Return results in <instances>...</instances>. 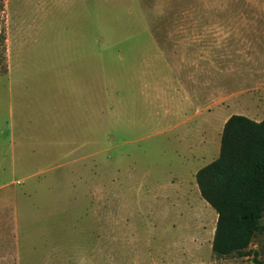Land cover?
<instances>
[{
    "label": "rangeland",
    "instance_id": "1",
    "mask_svg": "<svg viewBox=\"0 0 264 264\" xmlns=\"http://www.w3.org/2000/svg\"><path fill=\"white\" fill-rule=\"evenodd\" d=\"M3 17L0 264H264V229L248 255L213 252L217 213L189 175L230 115L264 119V0H5ZM90 56L92 84L68 82ZM9 71L37 81L22 109ZM184 124L209 130L188 165Z\"/></svg>",
    "mask_w": 264,
    "mask_h": 264
},
{
    "label": "trees",
    "instance_id": "2",
    "mask_svg": "<svg viewBox=\"0 0 264 264\" xmlns=\"http://www.w3.org/2000/svg\"><path fill=\"white\" fill-rule=\"evenodd\" d=\"M4 3L0 0V75L8 71ZM195 179L201 197L217 213L213 252L248 255L255 234L264 229V119L230 115L222 127L218 156L201 167Z\"/></svg>",
    "mask_w": 264,
    "mask_h": 264
},
{
    "label": "crops",
    "instance_id": "3",
    "mask_svg": "<svg viewBox=\"0 0 264 264\" xmlns=\"http://www.w3.org/2000/svg\"><path fill=\"white\" fill-rule=\"evenodd\" d=\"M79 66H81V65H79ZM85 69H86V72L82 73V75H81L80 71L77 73L71 74L68 78V80H70V81H68V82H71L73 80L72 82H75L76 84H78V86L83 85V84L91 85L92 81L94 80V77H93L94 65L92 63L91 56L89 57V59L85 60ZM10 75H11V71H9V77H10ZM9 82H10V96H11L12 103H16V106L22 109L24 103L27 100H29V97H30L29 93L32 90L31 89L32 84L36 85L37 81L30 80V79H24V78L14 79L11 76L9 78ZM39 82H41V83L43 82L42 87H44V86L49 87L50 82L52 84H54V82L55 83H57V82L62 83L63 80H61V79L56 80L55 78H52V79H48V80L42 79V80H39ZM60 87L61 86H59V88H58V93L61 94L62 89H60ZM77 90L80 91V89H77ZM42 92H48V89H43ZM34 93L39 94V92L37 90H34ZM84 105H86V109H85V111L83 110V113H84V115H87L89 118L91 116L92 107H93V101H92L91 95H89V99L86 101V103ZM224 122L222 124V127L224 125ZM207 129H208V125H207ZM172 130L176 132V136H177L176 146H177V150L180 151V152H178L176 150V155L178 156V158H181V163L183 165H188L190 160L192 161L195 158L197 159V157L202 156L205 152H207L210 149L209 138H208V131L209 130H206V132H207L206 137L204 136V132L202 131L201 134L197 135L196 139H194L193 133L191 131H189L188 125L184 124L183 127L176 126V128L174 127ZM88 131H91V128H89L87 130V132ZM20 135H21V137L25 136L24 133H22ZM218 139L220 140V137ZM195 141H196V144H194ZM195 150H196V154H195ZM218 154H219V152H218ZM21 160H23V159H21ZM21 164L23 165L24 162L21 161ZM15 165L16 164H15V159H14L13 163H11V172L12 173H15V171H16ZM204 165H206V164H203L201 166L194 168L193 170H190L189 175H192V173L196 174V172L201 167H203ZM3 169H4V167L1 165L0 171ZM127 172L129 174L131 171L128 170ZM175 174H178L179 176H177V177L181 178L179 172H175ZM171 179H173V178H171ZM169 184L170 185L166 186L167 189H176L180 183L176 184V183H172V181H170Z\"/></svg>",
    "mask_w": 264,
    "mask_h": 264
}]
</instances>
